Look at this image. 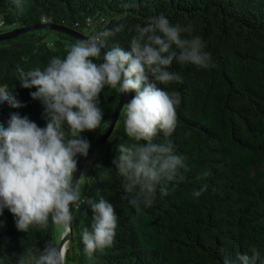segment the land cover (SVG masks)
Instances as JSON below:
<instances>
[{
    "label": "trees",
    "instance_id": "obj_1",
    "mask_svg": "<svg viewBox=\"0 0 264 264\" xmlns=\"http://www.w3.org/2000/svg\"><path fill=\"white\" fill-rule=\"evenodd\" d=\"M22 2L24 12L18 14L13 0H0V27L53 23L88 37L123 25L103 49L119 43L130 51L135 25L144 26L148 17L163 15L173 25H193L191 35L202 39L203 50L215 65L203 69L173 60L168 70L179 73L182 83L157 85L179 92L181 101L175 131L167 138L158 133L153 142L170 140L188 169H181L183 179L168 183L167 195L160 194L158 185L152 205L142 203L139 212L120 199L124 180L112 160L119 155L118 145L135 142L124 132L122 111L110 137L88 157L84 167L90 190L83 194L112 204L118 226L113 246L89 255L80 233L90 226L91 211L86 206L73 208L76 264H223L225 258L235 260L244 253L257 254L256 264H264V0ZM46 33H53V39L45 40ZM76 41L42 29L0 41V84H7L24 105H0V124L7 127L10 115L18 113L45 126L43 106L30 96L36 89L20 86L16 66L43 68L52 57L63 58L66 45ZM171 51L179 52L175 46ZM119 97L118 90L111 88L100 94L103 121L98 129L80 134L90 145L106 132ZM205 170L210 175L200 179ZM205 184L206 190L194 197L193 191ZM0 221L4 222L0 264H15L24 249L42 250L45 241L54 237L51 224L47 229L18 231L7 209ZM69 260L67 251L66 264Z\"/></svg>",
    "mask_w": 264,
    "mask_h": 264
},
{
    "label": "clouds",
    "instance_id": "obj_2",
    "mask_svg": "<svg viewBox=\"0 0 264 264\" xmlns=\"http://www.w3.org/2000/svg\"><path fill=\"white\" fill-rule=\"evenodd\" d=\"M18 14L24 12L22 0H13ZM119 25L86 39L66 45V55L54 56L46 65L25 70L16 66V80L43 106L44 127L27 116L10 115L7 127L0 124V215L4 209L14 217L18 231L31 227L60 229L58 237L45 241L42 250L28 247L16 256L15 264H66L67 248L61 243L71 229L73 208L86 206L91 211L90 226L81 233L84 250L91 255L113 246L118 217L113 205L102 197L85 196L78 171V157H86L90 144L81 137L85 131L99 128L103 121L100 94L105 88L117 89L119 95L134 92L122 105L124 132L133 143L117 146L112 160L115 172L123 178L122 201L141 210L149 207L157 186L168 194V183L183 179L185 158L175 153L170 140L154 143L158 133L165 138L177 127L179 92L157 85L182 83V76L168 69L173 60L199 68L214 67L211 54L204 51L199 36H192L193 25H173L163 15L148 17L144 26L135 25L129 41L130 51L119 43L101 55L109 37L123 30ZM187 33V36L182 34ZM175 46L178 54L171 51ZM96 61V62H94ZM102 61V62H100ZM23 107L7 84H0V105ZM143 142V143H141ZM210 175L208 170L200 179ZM205 184L192 195L199 197ZM4 222L0 221V228ZM257 254H237L223 264H256Z\"/></svg>",
    "mask_w": 264,
    "mask_h": 264
},
{
    "label": "water",
    "instance_id": "obj_3",
    "mask_svg": "<svg viewBox=\"0 0 264 264\" xmlns=\"http://www.w3.org/2000/svg\"><path fill=\"white\" fill-rule=\"evenodd\" d=\"M34 29H42V30L56 31L59 33H64V34H67V35L73 37L76 40H83V39L87 38V36L77 32V31H74L70 28H67L64 26H59V25L53 24V23H44V24H40V25H34L31 27H21V28L17 27V28H14L13 30H10L8 32L0 33V41L16 38V37H18V36H20L26 32H30ZM104 53H105L104 49H101V54L103 55ZM132 98H133V96L130 92L127 94H123V93L120 94L118 104L114 109V113L110 119V122H109V125H108L106 132L101 137H99L93 141V143L89 147L88 155L86 157H81L79 159L78 171L76 173H74V176H77V177L79 176V172L84 167L85 162L87 161V159L91 155V153L95 149H97L100 145H102L110 137V135L112 134L113 129L116 125L119 114L121 112L122 105L129 102ZM72 237H73V231H72V224H71V229H70L69 233L66 235L65 239L61 243H63L64 246L66 247L67 243L72 239Z\"/></svg>",
    "mask_w": 264,
    "mask_h": 264
},
{
    "label": "rangeland",
    "instance_id": "obj_4",
    "mask_svg": "<svg viewBox=\"0 0 264 264\" xmlns=\"http://www.w3.org/2000/svg\"><path fill=\"white\" fill-rule=\"evenodd\" d=\"M17 27V26H16ZM14 28V26H7V25H3L0 27V33H4V32H8L10 30H12ZM54 35L53 33H46L45 36V40H51L53 39ZM85 176L84 177H80V184L82 187V191L83 193H88L90 190V182H89V178L87 176V167H84L82 170H85ZM60 233V229L56 228L54 229V237H58ZM66 248L68 250V255H69V261L67 262V264H76L77 261V256H78V247H77V243L75 239H71L67 245Z\"/></svg>",
    "mask_w": 264,
    "mask_h": 264
},
{
    "label": "built area",
    "instance_id": "obj_5",
    "mask_svg": "<svg viewBox=\"0 0 264 264\" xmlns=\"http://www.w3.org/2000/svg\"><path fill=\"white\" fill-rule=\"evenodd\" d=\"M75 209V208H74Z\"/></svg>",
    "mask_w": 264,
    "mask_h": 264
}]
</instances>
